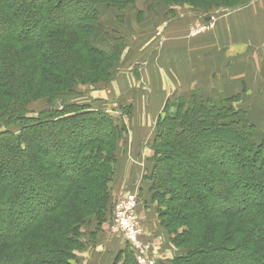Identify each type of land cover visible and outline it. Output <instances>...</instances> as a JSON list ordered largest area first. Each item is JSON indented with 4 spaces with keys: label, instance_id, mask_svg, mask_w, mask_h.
<instances>
[{
    "label": "trees",
    "instance_id": "trees-1",
    "mask_svg": "<svg viewBox=\"0 0 264 264\" xmlns=\"http://www.w3.org/2000/svg\"><path fill=\"white\" fill-rule=\"evenodd\" d=\"M172 1L210 11L246 0ZM134 2L0 0V264H70L82 227L110 217L114 116L70 99L111 79L126 47L99 8ZM192 91L156 122L144 180L160 223L188 249L172 264H264V131L234 106L238 95ZM36 99L48 104L33 115ZM125 249L123 264H136Z\"/></svg>",
    "mask_w": 264,
    "mask_h": 264
},
{
    "label": "rangeland",
    "instance_id": "rangeland-1",
    "mask_svg": "<svg viewBox=\"0 0 264 264\" xmlns=\"http://www.w3.org/2000/svg\"><path fill=\"white\" fill-rule=\"evenodd\" d=\"M239 3L240 2H234L229 3V6H218L216 8L213 7L209 13H215V15H217L218 11L232 9V6L234 5L240 6ZM106 9V13L100 22L107 31L111 32V34L121 36L124 43H126V47L120 55L121 57L119 62L114 65V72H116L111 79L109 78V80L107 79L106 81H98L97 83L91 85H78L79 87L77 95L70 99V102L75 101L85 104L86 106L89 105L92 108L103 109L104 111H107L108 114L114 116L113 118L114 124L116 125V132H114V137L112 141H110V143L112 142V145L110 144V149H112V159L110 160V165L114 167V176L112 181L108 184L110 187V204L113 198L116 196L115 193L117 194L119 190L118 188L120 186L122 188L123 183L126 181L125 176L127 174L130 175V172L135 171L133 173H136L138 176L141 175L143 180H145V177L147 174H149L154 163V153L152 151L151 145L152 139L156 134V122L162 118L166 112H169L170 114L175 112L180 98L187 102V100L191 97V93L194 92L192 90H201V86H199L198 83H202V81L195 73L194 75L191 74L190 76L191 83L189 86L191 84H193V86L189 87L188 89L174 90L173 85L175 81L171 80L168 85L169 97L167 99H165L163 96L160 97L162 91H158L159 99H154L156 97V91L154 90V92L152 87H156L157 85L150 84V78L162 77V75L163 77L166 75L170 79L175 77L174 68L168 71H161V75L154 73V66L157 65L155 59L157 62H159L160 66L161 64L170 65L172 61L170 59L169 61L163 60L166 54L165 51H161L158 57H147L146 52L149 51L147 48H150L152 44H138L146 39V33L158 25L159 21L156 19L159 17L172 19L179 16L181 18V14L184 11L188 12V10H190L194 11V13L197 11H204L192 8L185 3H175L172 0H135L133 4L122 6L121 8L107 6ZM199 19L200 20L197 22H202V17ZM181 20L182 19H180V22ZM211 22L212 26L210 28L213 27L214 21ZM162 33L163 32L161 29L156 28L155 34H158V39L160 38L161 47L166 49L171 48L174 50L177 48L176 46L182 43L187 44L186 41L177 40V38L181 35L176 34V32L172 34L166 33L167 36L165 38L162 37ZM187 34L189 37L199 35V33L192 34L189 32V30L187 31ZM128 44H130L129 47H127ZM156 52L157 50L154 53L156 54ZM182 53L183 52H179L177 55V68L178 65L181 64L182 60H180L181 57L179 56ZM194 58H192L190 61L194 64L196 63V60H200L197 58V56ZM188 66L190 67L189 64ZM190 71H193V67H191ZM187 77L188 75L186 74V78ZM215 89L217 90V88ZM215 89H212V91L209 92L206 90V93L202 92V95L205 94L204 97H207L208 94H211V96L208 98H218L222 92L216 91ZM238 102H240L239 97L236 98L234 106L237 108H242V104ZM47 104V101L43 99H36V101L31 102L29 108L31 113L34 115V110H41L43 108L45 109ZM128 105L130 106V108H127L129 111L126 110ZM149 105H154L155 109L154 112H149L148 114L147 108ZM250 118L252 117L250 116ZM11 129L17 130V128L13 126H11ZM86 130L88 131L89 127H87ZM262 131H264V128ZM89 134H91V138L94 137V134L98 135L97 133L92 132H89ZM21 157L23 160L26 156L23 155ZM19 163L15 165L12 164L14 165H11L12 167L10 166V169L13 171V173L17 174V176L18 172L22 170V165H19ZM105 165L108 166V161ZM145 196L148 198V203H145L144 205H142L143 203H138L137 213L139 216L140 225L142 226L143 230V242H145L148 246L146 255L152 260L153 264H172V261L176 257L186 256L188 249L183 245L177 246L178 243H175L173 240L174 234L169 233L167 231L168 229H164L163 225L160 223L159 206L157 205L156 201H151V196L148 189L145 192ZM139 200L142 201V196L138 198V202ZM7 202L8 199L5 202L3 209L9 211V216H14V211L12 212V207L10 208L7 205ZM139 206L140 208L144 207L142 211L140 210ZM140 212H142L143 216L140 214ZM0 216H4L2 209L0 210ZM98 223L99 222L93 221L82 227V231L84 232H82L80 241L83 242V246L82 248H79V246L76 244L71 245V250L73 252L72 257L74 258L70 260V264H84L83 260L79 259V254H81L84 249L92 250L93 252V247L100 243V240H97V237L100 235V233L104 234L103 232L110 230L109 217L106 213L101 223L99 225ZM2 224L3 222H1L0 225ZM177 226L178 225L176 224L174 227H171L172 230ZM90 231L95 232L94 234H96L97 237L95 238L94 234L89 233ZM259 244V242H256V245L261 247ZM125 251L127 250L124 249V252ZM136 257L137 255L133 254L135 263L139 264ZM120 258H115L113 262L117 263L119 261V263L123 264L125 259L124 254H121ZM216 260V257L209 258L204 264H216ZM85 262L87 264V260ZM219 262H222L223 264H229L230 262H234V260L231 261V259L227 260V258H223V260L221 259L218 261V263Z\"/></svg>",
    "mask_w": 264,
    "mask_h": 264
},
{
    "label": "crops",
    "instance_id": "crops-1",
    "mask_svg": "<svg viewBox=\"0 0 264 264\" xmlns=\"http://www.w3.org/2000/svg\"><path fill=\"white\" fill-rule=\"evenodd\" d=\"M244 2L240 6L232 7V9L218 11V16L211 13L209 20L214 21L213 27L193 37H189L187 31L192 24L200 20V17L208 15L210 11L194 13V11L188 10V12L184 11L181 14V18L178 16L172 19L165 17L156 19L159 21L158 25L152 30L149 29L150 31L146 33V39L138 45L142 43L152 44L150 48H147L149 51L146 52L147 57L150 58L158 57L161 51H165V59L163 58V60L169 61L170 59L172 62L170 65L161 64L160 66L155 59L157 65L154 66V73L161 75V71L174 68L175 77L170 79L166 75L164 77L162 75V77L150 78V84L157 85L152 87L153 91H156L154 99H159L158 91H162L160 97L163 96L165 99L169 97L168 85L171 80L175 81L174 90L188 89L193 86V84L189 86L191 83L190 76L196 73L202 81L198 84L203 92L206 93V90L209 92L217 88L216 91L222 92L226 96L238 95L240 100L238 103L242 104V109L249 115L250 121L259 129L264 128V0H246ZM99 10L102 20L107 9L100 7ZM180 19H182L181 22ZM156 28L162 30L163 38L167 36L166 33L176 32V34L181 35L177 40L186 41L187 44L182 43L176 46L177 48L174 50L161 47L160 38L158 39V34H155ZM179 52L183 53L179 56L182 61L177 68L176 60ZM195 56L200 60H196L194 64L190 61ZM191 67H193V71H190ZM186 74L188 75L187 78ZM210 96L211 94L207 95V97ZM154 109V105H149L148 114L154 112ZM133 172L135 171L125 176L126 181L122 188L121 186L118 188L119 190L115 195L122 193L129 187H134L139 182L138 191L140 194L138 198L142 196V201L139 200V203L144 205L148 203L145 196L148 185L144 183L141 175L138 176ZM143 208L141 207L140 210L142 211ZM140 214L142 215V212ZM103 233H100L98 237L94 234L100 243L95 247L92 246L93 252L84 249L83 254H79V259L83 260L84 264H86V260L87 264H121L119 261L116 263L113 260L117 257L120 258L128 246L119 235L110 230Z\"/></svg>",
    "mask_w": 264,
    "mask_h": 264
},
{
    "label": "built area",
    "instance_id": "built-area-1",
    "mask_svg": "<svg viewBox=\"0 0 264 264\" xmlns=\"http://www.w3.org/2000/svg\"><path fill=\"white\" fill-rule=\"evenodd\" d=\"M211 26V20L198 22L189 28V32L198 34L208 30ZM138 184L139 182L113 198L109 217L110 231L125 241L129 249L137 255L139 264H153L146 255L148 246L143 242V230L137 213Z\"/></svg>",
    "mask_w": 264,
    "mask_h": 264
},
{
    "label": "water",
    "instance_id": "water-1",
    "mask_svg": "<svg viewBox=\"0 0 264 264\" xmlns=\"http://www.w3.org/2000/svg\"><path fill=\"white\" fill-rule=\"evenodd\" d=\"M209 19H210V16H209V17H207V18H205V20H209ZM59 105H60V104H58V103H57V104H55V108H58V107H59Z\"/></svg>",
    "mask_w": 264,
    "mask_h": 264
}]
</instances>
